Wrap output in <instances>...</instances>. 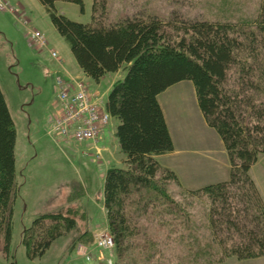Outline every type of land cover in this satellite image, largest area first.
I'll return each instance as SVG.
<instances>
[{"label":"trees","instance_id":"trees-1","mask_svg":"<svg viewBox=\"0 0 264 264\" xmlns=\"http://www.w3.org/2000/svg\"><path fill=\"white\" fill-rule=\"evenodd\" d=\"M39 1L87 77L100 81L109 72L126 70L113 82L105 102L110 115L120 120L116 136L126 155L124 166H109L104 174L105 215L116 251L126 249L134 217L148 212L150 205L158 206V213L172 214L180 227L195 225L190 201L167 188L170 179H178L177 173L157 158L174 150L158 96L190 80L206 124L223 142L230 167L228 177L187 190L207 196L211 242L224 256H264V196L250 172L264 153V0H259L255 15L241 18L238 25L229 18L166 22L143 14L107 21V0H93L92 21L85 23L58 12L56 0ZM68 1L83 9L84 0ZM16 137L0 87V249L11 258L9 264H17L10 245ZM75 228L70 209L40 214L21 234L27 256H41L54 240Z\"/></svg>","mask_w":264,"mask_h":264},{"label":"rangeland","instance_id":"rangeland-1","mask_svg":"<svg viewBox=\"0 0 264 264\" xmlns=\"http://www.w3.org/2000/svg\"><path fill=\"white\" fill-rule=\"evenodd\" d=\"M258 3L259 0H107L104 18L114 21L132 14L157 15L166 22L187 18H229L238 25L242 23L241 18L245 20V16L256 14ZM55 5L58 12L70 19L85 23L92 21L93 0H84L83 9L68 0H56ZM9 6L12 9L0 10V87L17 130V188L10 243L16 263L264 264V261L254 260L257 257L224 256L220 246L211 242L207 196L187 190L191 189L190 184L202 186L224 178V174L229 175L228 156L226 154L223 164L225 158L218 150L220 146L214 147L213 144L217 133L205 124L190 80L177 82L159 94L180 151L177 155H164L160 163L167 168L165 164L177 166V162L183 163V158L193 159L192 164L188 163L190 172H187L185 163L178 165L183 179L174 170L178 179H170L167 188L175 197L182 193V197L190 201L189 211L195 225L190 223L191 229L180 227L172 214L158 213V206L153 209L150 205L148 212L134 217L131 225L135 228L126 242V249L118 247L119 253L115 247L96 249L98 233L112 235L104 208V174L109 166H124L126 155L116 136L120 120L111 116L108 126L111 138L105 146L101 145L100 153L96 148L86 152L88 155L92 152L94 160L82 153L85 148L77 141L50 134L48 115L54 112L57 100L55 77L64 71L47 49L35 47L36 43L29 40L27 32L35 28L43 32L48 48L58 51L63 66L66 63L70 69L79 71L78 64L69 44L54 27L39 0H9ZM125 72L121 69L105 74L100 81L90 78L87 81L99 91L105 104L112 88L111 81L123 78ZM98 153L99 157H96ZM214 157L220 158L217 167L211 166L214 161L210 159ZM250 172L264 196V153ZM69 209L77 228L54 240L41 256L29 258L22 243L23 229L42 213L57 210L66 213ZM79 244L87 246L89 260L82 251H77ZM10 259H6L0 249V263L9 264Z\"/></svg>","mask_w":264,"mask_h":264},{"label":"built area","instance_id":"built-area-1","mask_svg":"<svg viewBox=\"0 0 264 264\" xmlns=\"http://www.w3.org/2000/svg\"><path fill=\"white\" fill-rule=\"evenodd\" d=\"M8 5L9 0H0V10L12 9L11 6L8 8ZM24 21L27 22V19ZM27 37L36 43L35 47L47 49L50 56L57 60L58 66L64 71V74L55 77L58 111L50 119V134L80 143L92 141L100 153V140L111 118L101 100L100 93L92 90L86 77L64 70L61 64L62 57L57 50L48 48L49 43L43 32L35 28L27 32ZM99 153L96 157H99ZM95 247L99 251L111 250L114 247L113 236L108 232L98 233L95 237ZM77 251H82L84 257L90 259L86 245L79 244Z\"/></svg>","mask_w":264,"mask_h":264},{"label":"crops","instance_id":"crops-1","mask_svg":"<svg viewBox=\"0 0 264 264\" xmlns=\"http://www.w3.org/2000/svg\"><path fill=\"white\" fill-rule=\"evenodd\" d=\"M64 63H65V61H64ZM70 65H72L71 64V62H70ZM64 67V70L65 71H68V72H70V73H73V74H75V75H78V76H81V75H83V76H85V77H87L84 73H83V71L81 70V68L79 67V66H77L78 68H79V71H76V70H73V68L72 69H70L69 68V66H67V64L65 63V65L63 66ZM87 78H89V77H87ZM113 82H114V80H112L111 81V83L113 84ZM91 88H92V90H94V91H96V92H99L98 90H96L92 85H91ZM158 99H159V96H158ZM160 101V100H159ZM55 110H54V112L51 114H49L48 115V123L50 122V119H51V117H52V115H54V114H56V112L58 111V103H57V100L55 101ZM160 104H161V106H162V108H163V104L160 102ZM163 110H164V108H163ZM164 113H165V116H166V120H167V123H168V126H169V128H170V131H171V134H172V137H173V140H174V150L172 151V152H169V153H165V154H160V155H158L157 156V158H158V160L161 162V159L163 158V156L164 155H168V154H172V155H177V154H179V149L177 148V141H176V136H175V134L173 133V131H172V128H171V122H170V120H169V118H168V116H167V113H166V111L164 110ZM202 114V113H201ZM202 117H203V115H202ZM204 119V118H203ZM205 121V120H204ZM205 124H206V122H205ZM111 138V135H110V133H109V128L107 127L105 130H104V132H103V135H102V137H101V140H100V145H104L105 146V143H107L108 142V139H110ZM78 143H80V142H78ZM80 144H82L83 146H84V150L82 151V153L84 154V155H86V156H90V157H92V159L94 158V156L92 155V152L88 155L86 152H88L89 151V149H90V151H93L94 150V148H95V145H94V143L92 142V141H85V142H81ZM213 144H214V147H218V145L220 146V148L218 149V150H220V152H222L223 153V155H224V158L226 157V154H227V152H226V149H225V147H224V145H223V142L221 141V139L218 137V135H216V139L214 138V142H213ZM107 148V146L105 147V149ZM210 149V148H209ZM213 159V160H212ZM215 159V160H214ZM219 157L218 158H216V157H214V158H211L210 160L211 161H214V163H212V167L214 166V167H217V164H220V161H219ZM94 160V159H93ZM125 159H123V161H124ZM183 163H185V165H187V169H188V171L187 172H190L191 171V169L188 167L189 165H188V163H191L192 164V162H193V159H191V158H183V161H182ZM225 162H226V158L224 159V162H223V164H225ZM163 163V162H162ZM183 163H178L177 162V166H174V165H172V164H165L166 166H168L169 168H171V169H174L177 173H178V176L180 177V179H183V176H182V172H180V168H179V166L178 165H180V164H183ZM218 167H219V165H218ZM230 167V164L228 165V168ZM224 171H225V169H224ZM224 178H226V175L224 174ZM224 178H222V179H224ZM191 185V188L192 187H194V188H196V187H200V186H192V185H195V184H190ZM189 185H187V187H188ZM254 260H261L262 262L264 261V256H260V257H257L256 259H254Z\"/></svg>","mask_w":264,"mask_h":264}]
</instances>
